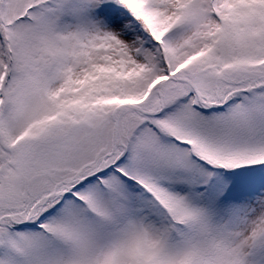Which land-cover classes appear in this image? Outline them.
I'll use <instances>...</instances> for the list:
<instances>
[{"label": "snow or ice", "instance_id": "1", "mask_svg": "<svg viewBox=\"0 0 264 264\" xmlns=\"http://www.w3.org/2000/svg\"><path fill=\"white\" fill-rule=\"evenodd\" d=\"M0 264H264V0H0Z\"/></svg>", "mask_w": 264, "mask_h": 264}]
</instances>
